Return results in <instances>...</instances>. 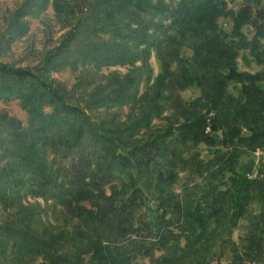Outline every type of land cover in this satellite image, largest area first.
<instances>
[{
	"label": "trees",
	"instance_id": "16d2710c",
	"mask_svg": "<svg viewBox=\"0 0 264 264\" xmlns=\"http://www.w3.org/2000/svg\"><path fill=\"white\" fill-rule=\"evenodd\" d=\"M59 1L60 10L76 16L78 3ZM226 2L93 0L42 69L0 64V98L21 99L29 113L26 129L0 122L6 161L0 198L15 185L61 204L78 222L70 235L39 233L20 217L0 225V243L50 264H174L197 249L213 222L228 217L233 225L246 220V237L233 245L229 264H264V161L256 169V152L264 149V74L240 71L237 64L242 50L264 61V33L252 20L251 3L231 12L233 31L225 32L218 20ZM34 5L21 10L13 28L19 29ZM248 23L256 26L252 39L243 33ZM188 40L191 56L182 53ZM152 50L162 72L144 117L127 125L110 128L96 121L69 103L45 74L69 59L98 66L147 62ZM139 77L97 88L88 105L134 100ZM232 82L241 85L238 96L229 92ZM189 86L201 95L176 104L179 119L134 141L172 99L168 93ZM201 144L209 157H202ZM181 171H188L187 189L165 193ZM118 181L121 192L107 195L105 189ZM152 186L159 191L155 208L148 203ZM66 241H88L87 249L77 251L74 261L58 254Z\"/></svg>",
	"mask_w": 264,
	"mask_h": 264
},
{
	"label": "rangeland",
	"instance_id": "374dc122",
	"mask_svg": "<svg viewBox=\"0 0 264 264\" xmlns=\"http://www.w3.org/2000/svg\"><path fill=\"white\" fill-rule=\"evenodd\" d=\"M93 0H70L77 4L76 16L58 8L59 0H0V64H7L15 68H26L30 70L42 69L47 63L50 55L64 43L69 32L74 28L77 19L90 6ZM180 0H165L170 6H176ZM33 8L20 19V27L16 30L13 24H18L21 10L25 6L32 5ZM225 11L218 22L220 27L231 34L233 31V17L231 12H238L246 3L253 6V22L262 27L264 33V0H227ZM80 10H78V8ZM18 21V22H17ZM17 22V23H16ZM248 23L243 28V33L252 39L256 34V26ZM190 40L184 45L182 53L192 55L189 47ZM264 42V40H263ZM247 56V59L243 58ZM240 71L249 73H263L264 61L255 59L248 50H242L237 59ZM162 72V62L156 50H152L151 56L144 62L142 60L135 64L127 65H103L83 64L80 61L69 59L63 67L52 68L45 71L46 76L67 98L69 103L80 106L96 121L106 127L127 125L140 119L142 111L151 99L153 81ZM140 75L137 85L138 91L134 100L111 107H90L88 100L97 88L115 84H121L128 76ZM151 76V77H150ZM241 85L230 83L229 92L238 96ZM168 93L172 99L166 100L161 111L153 114L148 127H142L137 132L134 141H144L152 134L166 129L172 120L179 119L178 106L196 100L201 91L196 86H189L183 90H174ZM172 102V104H171ZM183 102V103H182ZM180 105H176V104ZM171 104V105H170ZM175 104V105H174ZM181 108V107H179ZM0 122L26 129L29 124V113L19 98H0ZM198 149L202 157H209L208 148L201 144ZM0 155V176L6 161ZM49 158H54L49 152ZM264 161V149L256 152V169ZM56 168V166H54ZM188 171H181L165 193L181 195L187 189ZM122 182H115L108 186L105 191L107 195L113 191L121 192ZM149 192V193H148ZM148 203L155 208L159 191L154 186L148 191ZM1 199V198H0ZM258 212L259 207H253ZM29 213L33 217L29 216ZM24 219L26 225L36 232L49 231L54 234L70 235L77 226V220L59 203L46 200L41 197H33L25 189H19L15 185L10 186L0 200V225ZM30 218V219H29ZM29 220V222L27 221ZM246 220H240L233 225L231 218L223 217L212 223L204 241L195 251L174 264H229L232 257L233 245H241L246 237ZM88 241H66L58 254L65 255L72 260L76 259L77 251L86 250ZM79 254V253H78ZM77 254V255H78ZM89 259V255H85ZM75 261V260H74ZM141 263V262H140ZM144 263L149 264L148 261ZM0 264H50L42 256H28L17 251L9 242L0 243ZM254 264V263H248Z\"/></svg>",
	"mask_w": 264,
	"mask_h": 264
}]
</instances>
